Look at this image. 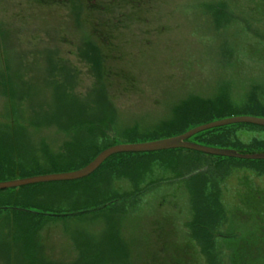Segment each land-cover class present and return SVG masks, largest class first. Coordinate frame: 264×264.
<instances>
[{"label":"rangeland","instance_id":"374dc122","mask_svg":"<svg viewBox=\"0 0 264 264\" xmlns=\"http://www.w3.org/2000/svg\"><path fill=\"white\" fill-rule=\"evenodd\" d=\"M134 8H144L142 20L131 21ZM93 47L101 53L98 76L88 56ZM50 80L66 85L78 99L101 80L115 108L109 139L135 128V142L147 141L140 134L170 118L172 108L189 96L215 98L222 88L240 104L255 88L264 95V1L0 0V141L10 142L24 164L46 168V156L66 153L69 137L59 117L33 122L42 97L48 100L42 109L51 107ZM236 134L244 144L231 148L264 151V142L249 143L264 141V128L243 126ZM172 153L179 154L113 155L110 160L119 166L115 176H101L95 194L89 192L90 181L79 196L59 181L1 192L0 206L6 209L0 210V264H164V254L174 251L164 252L161 244L174 241L191 249L195 264H242L240 255L234 259L229 237L249 236L255 218L234 212L228 217L225 211L243 210L242 186L255 184L264 191V160L199 155L208 163L201 170L212 165L205 177L214 188L208 185L207 191L217 192L224 216L212 234L208 259L187 225L195 198L187 175L178 173L190 162L174 160ZM46 173L53 171L33 169L27 175Z\"/></svg>","mask_w":264,"mask_h":264},{"label":"trees","instance_id":"16d2710c","mask_svg":"<svg viewBox=\"0 0 264 264\" xmlns=\"http://www.w3.org/2000/svg\"><path fill=\"white\" fill-rule=\"evenodd\" d=\"M126 2L128 4L130 3V0H126ZM218 6L219 4L213 7V14L216 21H219L221 17ZM144 7L147 6L145 5ZM104 10V12H106L105 8ZM130 11L131 21L142 20L144 15L142 13L146 12L144 8H137ZM106 20L107 19L103 20V22L105 23ZM101 26L102 25L97 26V28L100 27L101 29ZM92 29H96V27H93ZM89 51L91 52L88 56L90 55V59L94 62L96 68L95 76H98L100 75V68H98L99 60L101 58L100 50H95L93 47ZM92 53L98 55L95 57ZM100 82L101 80H96L95 85L91 86L86 96H84L83 99H78L79 97L77 98L74 94L67 93L69 91H66L68 90L65 88L66 85H63L62 83L60 84L57 81L52 82L50 80V83L53 85V88L51 89L52 92L48 93L50 96L48 99L51 101V107L50 109H47L48 111L42 109L44 108L43 105L45 104L47 106L48 103V100L42 97L43 99L41 98L42 100H40L39 103V105L42 103V107H40V109L33 114V117L37 119V121L33 119V122L44 123L53 121L54 119L57 120L59 117L62 121L59 122V124L66 128V133L69 136L65 141L64 150L66 153L59 155L48 154L46 156V160L49 168H46L45 166L38 165L34 161H27L26 164H24L18 152L16 156L14 155L10 142L5 143L0 141V180L31 176L27 174L31 173L33 169H51L53 172L74 170L87 164L102 149L118 143L120 140L124 142H135V134H139L135 128L124 129L122 132L115 134V137L109 139L112 132L109 133L108 128L113 130V126L111 128L110 123L112 121L115 108L113 105L111 106V104L108 103L106 99V91ZM47 88L50 89L49 87ZM256 89L257 88L251 91L245 98L246 101L240 104L232 103L226 90H222V88H220L219 95L215 98L204 99L199 96H189L188 98L181 100L172 108V116L170 118L160 121L151 130L140 135L149 137V140H154L180 134L192 126L222 117L232 115L264 116V95L259 97L258 94L261 93L256 91ZM52 107H54V109H52ZM243 126L264 128L263 126L255 124L236 123L198 132L190 137L189 140L204 145H217L218 147L231 148V146L236 145L242 147L244 143H242L237 137L236 131ZM99 139L101 141L98 142ZM261 142L264 141L253 139L249 143L257 145ZM166 150L179 152V154H173L175 152L171 154L175 156H171L174 160L176 158H181L184 162H190V167L181 168L182 172L178 173H185L184 176L187 175L185 182H187L188 185L187 189L189 188L188 192L195 198L192 199V206L195 209L193 211L194 215L190 220V224L188 223L187 225L191 228V238L194 237L195 243L197 242L200 244L201 247L199 250L201 253L208 259H211L209 251L211 247L210 244H213L212 239L214 232L218 231V228L223 221V210L221 209L220 203L217 201V192L209 194V192L213 190L211 189V191H207L208 185H212L210 187L214 188V184H211L205 177V174L210 172L209 169L212 165L209 164L205 170H201L202 166L207 165L208 163L206 164L204 162H207L206 157L202 158L199 156L205 153L199 151L185 148H173ZM113 155L106 158L101 165L88 176L78 180L59 181V183L70 184L73 186V189L76 190L75 196H79L81 194V189L83 190L82 194L86 192V187L83 183L85 181H90L92 187L91 189L89 187L90 190H88L89 192L92 191V193L95 194L96 182L101 178V176H108L107 178L115 176L119 166L117 163H113L110 160ZM169 166H171V168L174 167L173 164H170ZM47 172L50 171L47 170ZM123 174L127 175L129 173L124 172ZM127 177L129 178V176ZM203 177L205 178L202 179ZM135 181L132 182L134 186L137 182ZM5 190L8 189L0 190V193ZM104 193L105 192H103V194ZM126 195L127 193L123 194V196ZM127 197L131 196H126V198ZM94 203V205L98 206L107 203V201H97ZM3 208L6 209V207L0 206V210ZM41 208H43V211L47 210L44 205H41ZM210 212H212V214ZM253 220L256 230L252 231L249 236L234 239V241H232L233 246L231 248L236 251L234 256L240 254L243 255V258L246 259V263L264 264V253H261L264 251V218H256ZM244 238L246 240H244V244L242 248H240V242ZM236 246L238 248H235ZM253 248L254 252H251ZM234 259L238 260L239 258L236 256Z\"/></svg>","mask_w":264,"mask_h":264},{"label":"water","instance_id":"95a60500","mask_svg":"<svg viewBox=\"0 0 264 264\" xmlns=\"http://www.w3.org/2000/svg\"><path fill=\"white\" fill-rule=\"evenodd\" d=\"M236 123H249L259 126H264V116L254 115H232L214 119L208 122H204L190 127L184 132L169 136L158 138L154 140H147L142 142H123L110 145L96 154L84 166L63 172H53L46 174H38L27 177L14 178L9 180L0 181V189H7L13 187H20L35 183H44L50 181H70L78 180L88 176L94 170H96L101 163L109 156L116 153L124 152H154L159 150L173 149V148H185L190 150L199 151L205 154L222 157H232L239 159H262L264 160V151H240L234 148L208 146L189 140L194 134L220 126L236 124Z\"/></svg>","mask_w":264,"mask_h":264},{"label":"flooded vegetation","instance_id":"af4514ba","mask_svg":"<svg viewBox=\"0 0 264 264\" xmlns=\"http://www.w3.org/2000/svg\"><path fill=\"white\" fill-rule=\"evenodd\" d=\"M258 186L255 184L247 185V186H242V190L239 192L242 196V204H243V210H227L224 211L226 212V216H230L233 214V212L238 216V217H243V218H264V191L261 189V191L257 188ZM229 212V213H228ZM224 217V216H223ZM218 235V233H217ZM164 237V234L161 235ZM176 237V238H175ZM174 240L177 241V234L175 236ZM192 239L195 241V238L192 237ZM166 240V239H165ZM173 240V241H174ZM232 241L233 239L229 237V247H232ZM231 242V243H230ZM241 242H244V240H241ZM124 246V245H122ZM126 246V245H125ZM163 247V248H162ZM214 248V246H213ZM161 250L168 251H174V254L171 253V255L168 257L167 254H164V258L162 260L165 261L166 263L164 264H195V254L189 253L190 248L185 246H180L177 244L175 241L174 242H162L161 244ZM240 259H243V255L240 256ZM230 261H232V258H230ZM161 264V263H157Z\"/></svg>","mask_w":264,"mask_h":264},{"label":"bare ground","instance_id":"6f19581e","mask_svg":"<svg viewBox=\"0 0 264 264\" xmlns=\"http://www.w3.org/2000/svg\"><path fill=\"white\" fill-rule=\"evenodd\" d=\"M13 188H17V187H13ZM7 189H10V188H7ZM0 190H3V189H0ZM243 240H246V239L244 238ZM243 244H244V242H240V248H242ZM235 248H238V247L236 246ZM251 252H254V248L252 249ZM261 253H264V251H262ZM240 256H241V254H240ZM238 264H240V263H238ZM242 264H246V259L245 258L242 259Z\"/></svg>","mask_w":264,"mask_h":264}]
</instances>
